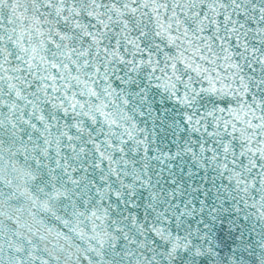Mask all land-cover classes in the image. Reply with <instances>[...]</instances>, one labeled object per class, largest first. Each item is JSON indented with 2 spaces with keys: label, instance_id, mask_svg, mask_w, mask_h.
Wrapping results in <instances>:
<instances>
[{
  "label": "snow or ice",
  "instance_id": "obj_1",
  "mask_svg": "<svg viewBox=\"0 0 264 264\" xmlns=\"http://www.w3.org/2000/svg\"><path fill=\"white\" fill-rule=\"evenodd\" d=\"M0 264H264V0H0Z\"/></svg>",
  "mask_w": 264,
  "mask_h": 264
},
{
  "label": "water",
  "instance_id": "obj_2",
  "mask_svg": "<svg viewBox=\"0 0 264 264\" xmlns=\"http://www.w3.org/2000/svg\"><path fill=\"white\" fill-rule=\"evenodd\" d=\"M220 238H221V240H224V236H223V234L221 233V236H220ZM225 250H227V245H226V248H225Z\"/></svg>",
  "mask_w": 264,
  "mask_h": 264
}]
</instances>
